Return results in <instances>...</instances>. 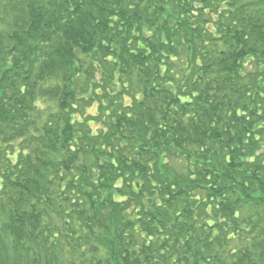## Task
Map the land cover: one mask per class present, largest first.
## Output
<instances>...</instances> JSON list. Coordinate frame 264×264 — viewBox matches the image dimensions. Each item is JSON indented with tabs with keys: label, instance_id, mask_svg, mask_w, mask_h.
Returning <instances> with one entry per match:
<instances>
[{
	"label": "trees",
	"instance_id": "obj_1",
	"mask_svg": "<svg viewBox=\"0 0 264 264\" xmlns=\"http://www.w3.org/2000/svg\"><path fill=\"white\" fill-rule=\"evenodd\" d=\"M0 264H264V0H0Z\"/></svg>",
	"mask_w": 264,
	"mask_h": 264
}]
</instances>
